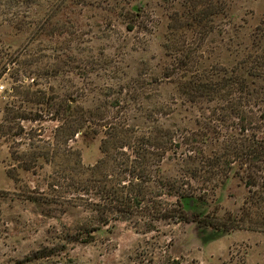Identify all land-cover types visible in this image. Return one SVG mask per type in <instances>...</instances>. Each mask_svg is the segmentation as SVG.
Instances as JSON below:
<instances>
[{
	"label": "rangeland",
	"instance_id": "374dc122",
	"mask_svg": "<svg viewBox=\"0 0 264 264\" xmlns=\"http://www.w3.org/2000/svg\"><path fill=\"white\" fill-rule=\"evenodd\" d=\"M187 2L31 0L9 12L2 3L0 264H23L19 261L28 254L56 243L66 249L51 261L34 264H69L68 258L72 264H141L137 250L144 239L156 242L154 261L166 253L181 264H264V231L253 228L216 233L195 221H163L158 231L142 234L135 230L134 220H126L102 226L88 243L56 237L65 228L74 230L94 219L84 206L71 203L70 191L52 186L59 165L47 158L56 146L55 128L60 123L56 111L62 106H69L75 116L96 115L103 121L122 115L142 132L153 126L147 119L149 110L157 112L164 105L170 113L159 115L160 123L188 132L202 129L216 105L205 97L192 102L182 93L184 77L176 73L179 60L173 45L196 49L195 59L182 67L185 75L231 70L252 58L263 61L264 68V0H225L224 15L215 19L202 43L199 35L187 32L177 37L169 28L173 12L183 11ZM3 12L9 18L15 14L22 29L16 30L15 18L3 20ZM132 20L136 25L130 30L127 21ZM251 81L259 91L258 110L264 112V73ZM215 123L227 126L221 120ZM97 125L86 123L87 133L80 132L69 142L80 152L84 166L102 156L104 131L99 126L95 134ZM62 160L64 156L56 162L64 164ZM163 168L167 175H175L179 162L167 160ZM246 192L237 178L229 179L210 194L206 206L219 213L239 212Z\"/></svg>",
	"mask_w": 264,
	"mask_h": 264
},
{
	"label": "trees",
	"instance_id": "16d2710c",
	"mask_svg": "<svg viewBox=\"0 0 264 264\" xmlns=\"http://www.w3.org/2000/svg\"><path fill=\"white\" fill-rule=\"evenodd\" d=\"M2 1L5 0H0V9L3 3L9 12L13 7H20L21 2L28 4L31 0ZM183 7V11L176 10L171 15V33L177 37L187 32L196 34L202 43L212 32L215 19L224 15L227 3L225 0H189ZM8 12H3V20L15 18V14L13 18L7 17ZM127 22L130 30L136 25L135 20ZM14 24L16 30L23 27L21 20L16 19ZM173 47H177L175 58L179 60L176 73L184 77L180 83L182 93L192 102L205 97L206 101L214 103L213 117L202 122V129L179 132L160 123L159 115L170 113L163 105L157 112L150 109L147 114L153 126L138 132L129 118L122 120V115L103 121V117L95 118L96 115L75 116L69 106H62L56 111V120L60 122L55 128L56 146L47 158L59 165L52 186L55 190L63 187L64 192L70 191L71 203L84 206L94 219L74 230L65 228L57 239L88 243L102 226L126 220H134L135 230L142 234L158 231V224L163 221H195L216 233L235 228L264 231V112L258 110L259 91L251 81L264 73L263 61L245 59L231 70L214 68L189 76L182 67L189 59H195L196 49ZM197 47L200 44L193 48ZM7 64H3L4 69ZM116 103L111 101L113 106ZM215 120L224 121L227 126L217 125ZM86 123L98 124L95 134L99 133V126L104 131L100 142L102 156L88 166L83 165L80 152L69 143L78 133H87ZM207 145L215 147L208 150ZM62 156L64 164L56 162ZM170 159L179 162L175 175H167L163 168ZM235 178L247 189L240 211L219 213L216 207L208 208L206 204L216 187ZM156 248L154 241L141 242L137 250L141 264L144 261L146 264H181L166 253L163 259L154 261ZM65 249L66 245L58 243L45 246L19 262L51 261ZM68 259L72 264V258Z\"/></svg>",
	"mask_w": 264,
	"mask_h": 264
}]
</instances>
